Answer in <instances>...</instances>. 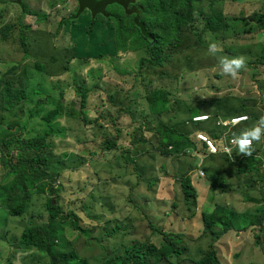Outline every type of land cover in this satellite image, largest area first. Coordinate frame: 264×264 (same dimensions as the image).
Listing matches in <instances>:
<instances>
[{"label":"rangeland","instance_id":"rangeland-1","mask_svg":"<svg viewBox=\"0 0 264 264\" xmlns=\"http://www.w3.org/2000/svg\"><path fill=\"white\" fill-rule=\"evenodd\" d=\"M53 1L58 3L54 7ZM200 1L198 2L200 8L209 12L212 0ZM15 2L0 0V28L7 23L17 24L21 19L22 9ZM25 2L34 13L49 15L46 21L34 14L24 18L25 23L38 31L37 40L41 41L47 32L54 35L49 47L52 45L60 48L71 47L70 36L59 29L58 24L63 17L75 10L76 0H25ZM218 8L226 16L249 18L255 12L264 11L262 10L264 0H225L218 4ZM230 22L233 27L235 22ZM204 25L205 22L200 20L199 30ZM235 35L231 29L226 40L221 38L209 41V44L212 42L218 44L219 51L215 55L209 53L208 49L200 48L195 36L188 34L170 48L164 66H145L140 71V59L144 53L127 52L89 61L75 59L71 63L70 71L52 77L46 72L35 70L32 66L34 59L27 62L23 58L22 50L17 43L19 40L17 33L11 35L7 42L2 41L0 37V76L5 75L6 80L14 85H27L31 91L37 88L40 92L33 96L32 102L23 105V110L19 108V115L23 117L22 124L27 122V128L23 131L26 137L34 136L43 129L41 115L29 119V113L36 108L35 102L38 99L42 97L41 100L44 101L42 107L49 110L62 97L60 90L63 89L65 104L68 107L72 104L78 110L81 98L75 90L76 81L86 82L92 89L85 110L89 118L96 117L98 121L87 123L80 117L65 115L60 121L66 128L65 135L54 138V152L60 159H65L67 164L59 178L63 189L59 191L63 207L65 210L76 211L83 219L82 226L97 227L92 237L89 234L66 230L67 239L73 241L78 254L88 264H109L111 260L122 256L125 252L124 247L133 242H152L161 245V239L158 234H153L150 222L154 227L189 235V238H184L188 248L186 254L194 259L200 256L202 250L207 249L209 241L205 238L199 239L202 229L201 217L202 212L209 210L214 201L212 202L210 198L207 177L201 175L202 163L199 161L200 166L196 167V158L193 155L180 158L161 155L153 124L156 120H164L181 128L183 122L191 121L196 115L191 114L192 108L205 110L201 113L210 116L208 124H200L207 128L214 120L206 110H210L209 105L213 106L212 102L216 99L219 111L228 106H238L241 100H249L251 105L263 114L264 32L254 31L240 37ZM233 48L237 50L233 51ZM240 55L247 57V68L235 79L224 75L220 70V58ZM14 64L18 67L10 71L9 68ZM158 87H165L171 91L170 108L162 116H151L146 101L147 88ZM219 98L225 100L220 102ZM1 118L0 108V120ZM228 118L231 116L225 118L221 116L217 121ZM252 123L254 121L251 120L247 124L254 125ZM134 135L142 143L132 146ZM107 138L115 139L118 148L105 149L103 144ZM129 147L133 152L130 149L126 152ZM72 158L74 161L70 162ZM224 168L228 173L229 183L232 181L236 188L232 194H219L217 197L215 195V199L233 205L240 211L252 209L251 204L244 202L243 195L237 187L240 182L234 180L237 179L235 171L241 168L232 164ZM186 172L193 174V184L199 194L198 199L191 205L184 201L181 186L176 179L178 175ZM4 174L5 170L0 165V181ZM246 177L244 174L240 176L241 183L248 184V179H253L254 176ZM59 182L57 187L60 186ZM245 190L249 191L248 188ZM252 191L257 192L260 197L257 188ZM45 200V197L35 196L29 214L24 218L11 217L5 228L7 234L0 229V251L4 264H9L12 250L10 239L14 237L19 240L24 228L30 222L38 220L37 217H31L43 213ZM117 228L120 230L116 235L112 238L107 237L109 231L113 232ZM261 230L262 228L256 229L257 232ZM236 234L231 233L219 241L223 263L242 264L248 262L250 257L253 262L263 263L264 253L259 245L255 246L254 240L248 242L249 239H254L253 235L249 232ZM262 234L264 237V229ZM31 254L33 253L30 251L27 257ZM42 256V253L37 252L34 258H27L23 264H48V260Z\"/></svg>","mask_w":264,"mask_h":264},{"label":"trees","instance_id":"trees-1","mask_svg":"<svg viewBox=\"0 0 264 264\" xmlns=\"http://www.w3.org/2000/svg\"><path fill=\"white\" fill-rule=\"evenodd\" d=\"M15 1L22 9V17L17 24L2 25L0 37L2 41L7 42L11 35L17 33L19 38L17 43L22 50L23 58L27 62L34 59L33 68L46 72L50 77L61 76L70 71L71 63L75 59L89 61L127 52L144 53L140 59V71L145 66H164L167 63L166 55L170 48L188 34L194 35L200 48L207 50L209 41L221 38L226 40L231 29L237 37L254 31L264 32V11L255 12L249 18L247 16H226L218 8V4L225 0H212L209 12L200 8L198 3L200 0H76L77 5L72 14L63 17L58 24L59 29L70 36L71 47L60 48L54 45L49 47L54 35L46 32L39 41L36 38L38 31L33 30L31 25L24 22L27 15L34 14L44 21L49 15L34 13L25 0ZM52 4L54 7L58 3L53 1ZM200 20H203L205 25L199 30ZM230 21L235 22L233 27ZM237 48H233V51ZM17 67L18 65L14 64L9 70L14 71ZM0 82L2 111L0 165L5 170L3 179L0 181V229L2 232L5 231L7 234L5 228L11 217L24 218L29 214L35 196L46 198L43 203V213L31 217H37L38 220L30 222L24 228L19 240L14 237L8 238L12 249L8 263L20 264L22 262L23 264L27 258H34L38 252V254H43L42 258L48 260V264H88L78 254L73 241L67 239L66 230L89 234L92 237L97 227L82 226L83 219L77 212L65 210L63 207L62 196L59 192L63 189L59 178L63 170L67 168V164L65 159H60L54 152V138L65 135L66 128L60 122L65 115L80 117L87 123L98 121L96 117L89 118L85 110L92 89L86 82L76 81L75 90L81 98L78 110L72 104L69 107L65 104L62 88L60 90L62 97L49 110L42 107L44 103L41 100L42 97L38 99L35 102L36 108L29 113V119L35 115H41L43 129L34 136L26 137L23 131L27 128V122L22 124L23 117L19 115V108L23 110V105L32 102L33 96L40 92L37 88L31 91L27 85H14L6 80L5 75L0 76ZM147 90L146 101L149 115L162 116L170 108L171 91L165 87L147 88ZM218 100L221 102L225 99L219 98ZM248 102L249 100H241L238 106H228V108H223V111H219L216 99L212 102L213 106L209 105L210 110H206L210 112L214 120V123L207 128L200 124H208L209 120L199 123L193 121L192 118L191 121L183 122L181 128L164 120H156L153 124L159 140L158 150L161 155L168 158H179L190 156L193 153L196 158L195 166H200L199 161L202 163L201 168L210 186V198L212 202L214 201L213 206L203 211L201 217L202 229L199 239L205 238L209 241L207 249L202 250L200 256L194 259L186 254L188 248L184 243V238H189V235L154 227L150 222L153 234H158L161 239V245L152 242H133L124 247L125 252L122 256L111 260L109 264H182L183 262L224 264L219 241L234 232L237 234L251 233L254 239H249L248 242L251 243L254 240V245H259L264 253V237H262L263 234L261 235L264 229V139L259 143L254 142L252 156H243L238 149L231 158L222 153L209 154L205 145L196 137L199 132H203L221 149L222 129L216 124L218 118L248 115V122L252 120L254 121L252 124H255L261 116H264V109L262 114L250 102L248 106ZM190 111L191 114H199L205 110L191 108ZM248 122L240 124L231 131V134L238 135L243 129L251 127L252 125L247 124ZM144 126L149 129L148 126ZM219 128L220 132H218ZM140 143L142 141L136 139L134 135L132 146ZM201 144H203V149H201ZM103 145L107 150L118 148L117 141L112 138H107ZM129 149L133 152L130 147L126 152H129ZM200 153L203 154V158L198 157ZM231 159H237V161ZM73 161L72 158L70 162ZM228 164L241 168L235 171L237 179L234 178V180L240 182L237 187L243 195L244 202L251 204L252 209L240 211L233 205L224 204L215 199V195L217 197L219 194H232L236 188L232 181L229 183L228 173L224 171V166L227 167ZM78 168H73V170ZM242 174L247 175L246 178L254 177L248 179V184L241 183ZM176 179L181 186L184 201L191 205L199 197L198 190L193 184V174L186 172L178 175ZM57 182H59V187H57ZM243 185L245 186L242 187ZM246 188L249 189L248 192ZM256 188L260 192V197L257 192L252 191ZM261 228V231H256ZM119 230L117 228L113 232L109 231L107 237L112 238ZM12 239L13 242H11ZM30 251L33 254L27 257ZM251 259L252 257L242 264H259ZM0 264H4L1 251Z\"/></svg>","mask_w":264,"mask_h":264},{"label":"clouds","instance_id":"clouds-1","mask_svg":"<svg viewBox=\"0 0 264 264\" xmlns=\"http://www.w3.org/2000/svg\"><path fill=\"white\" fill-rule=\"evenodd\" d=\"M209 53L215 55L218 51V44L212 42L208 46ZM220 70L222 73L233 79L237 78L242 70L247 68V57L240 55L229 58L227 56L221 57L219 60ZM248 116V115H247ZM247 116L236 117V121L247 120ZM248 122V121H247ZM264 139V116H261L254 125L243 129L238 135H233L231 143L236 145L239 152L246 157L253 155V144L259 143Z\"/></svg>","mask_w":264,"mask_h":264},{"label":"built area","instance_id":"built-area-1","mask_svg":"<svg viewBox=\"0 0 264 264\" xmlns=\"http://www.w3.org/2000/svg\"><path fill=\"white\" fill-rule=\"evenodd\" d=\"M241 116H247V115H241ZM239 116H234L231 118H228L226 120H219L217 121V126L222 129V135L221 138L223 140L222 142V148L219 149L218 146L215 144V142L209 138L205 133L199 132L196 137L197 139L202 142L209 154L215 155L218 153H222L227 156H233L234 152L238 150V147L231 143L233 135L231 134V131L235 128H237L240 124L246 123L249 120V117L247 120H241V121H236L235 118ZM210 119V116L207 115V113H201V114H196L193 116V121L195 122H206ZM201 175L204 176V173L202 172Z\"/></svg>","mask_w":264,"mask_h":264},{"label":"crops","instance_id":"crops-1","mask_svg":"<svg viewBox=\"0 0 264 264\" xmlns=\"http://www.w3.org/2000/svg\"><path fill=\"white\" fill-rule=\"evenodd\" d=\"M262 140H263V139H262ZM262 140H261V141H262ZM205 147H206V146H205ZM201 149H203V144H201ZM206 149H207V148H206ZM191 155H193V156L195 157V155H194L193 153H192ZM191 155H190V156H191ZM190 156H184V157H190ZM202 156H203V154L200 153V155H199L198 157L203 158ZM182 157H183V156H182ZM179 158H180V157H179ZM259 264H262V263H259Z\"/></svg>","mask_w":264,"mask_h":264}]
</instances>
